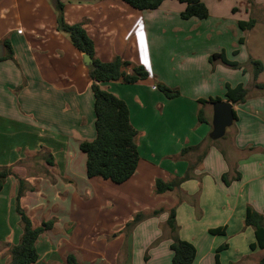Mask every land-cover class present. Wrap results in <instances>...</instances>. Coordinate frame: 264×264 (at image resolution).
<instances>
[{
    "label": "crops",
    "instance_id": "crops-1",
    "mask_svg": "<svg viewBox=\"0 0 264 264\" xmlns=\"http://www.w3.org/2000/svg\"><path fill=\"white\" fill-rule=\"evenodd\" d=\"M60 2L65 22L82 25L98 59L120 56L149 71L135 83H98L126 104L138 131V162L122 183L86 176L78 144L95 137L89 65L57 30L51 0H0V167L12 171L0 190V264H10L9 249L22 233L14 209L18 179L23 181L19 204L32 225L53 220L36 240L33 264H66L68 254L80 264H169L166 221L172 208L177 237L195 247L192 264H215V249L224 244L219 236L249 230L247 206L264 211V89L252 86L248 59L258 57L244 48L247 33L264 25V0H232L227 9L222 0H213V9L203 0L209 12L204 19H182L184 4L176 0L151 10L123 0ZM248 19L254 25L238 30V21ZM220 51L240 67L209 61ZM240 69L245 71L238 78ZM263 73L257 82L264 83ZM157 80L176 88L178 96L167 98ZM239 82L247 90L245 101L232 103V124L212 140V103L198 100H226L224 84ZM199 109L205 122L197 120ZM187 146L193 149L181 154ZM186 173L173 190L154 192L157 178L170 181ZM136 214L141 219L128 227ZM219 226L224 234L209 232Z\"/></svg>",
    "mask_w": 264,
    "mask_h": 264
},
{
    "label": "trees",
    "instance_id": "trees-1",
    "mask_svg": "<svg viewBox=\"0 0 264 264\" xmlns=\"http://www.w3.org/2000/svg\"><path fill=\"white\" fill-rule=\"evenodd\" d=\"M56 12L57 30L65 33L72 45L82 53H87L91 58L88 66V74L92 83L90 88L94 96V129L95 137L92 140H82L78 147L86 156L85 173L88 178L100 177L108 179L114 183H122L127 180L135 171L138 162L137 136L138 131L129 121L128 108L124 101L112 93L101 89L99 82L121 81L125 83H135L144 80L149 76V71L142 65H132L128 60L120 56H114L109 61H101L95 56L94 45L81 24H68L63 17V4L60 0H51ZM125 3L137 10L156 9L164 0H123ZM184 4L180 12L182 19L208 17L209 12L203 0H176ZM254 25L253 19L238 21L240 30L250 29ZM243 37L238 38V43H243ZM4 43L8 44L7 41ZM234 54L238 50L233 51ZM219 60L230 67H240L237 61L228 60L223 51L214 52L209 56V61ZM251 68L252 86L257 89H264V83L257 82L258 75L264 70L260 60L248 59ZM243 72L245 71L244 69ZM156 87L167 98L178 96L176 88H169L162 83H156ZM247 90L242 83L230 85L224 84V97L233 104L245 101ZM221 100L219 98L199 99L200 103H213ZM233 115L234 111L232 110ZM197 120L205 122L206 119L201 109L197 112ZM193 149L192 146L182 148L181 154ZM51 157V155L49 154ZM52 161H49L51 163ZM194 165L190 166L191 169ZM12 174L9 167H0V190L7 176ZM189 177L186 173L182 178L170 181H163L157 178L154 182V192L161 194L171 191L180 184L183 179ZM225 181V174L222 175ZM23 192V181L18 179V189L14 200V209L17 213L22 233L19 242L9 249L10 264H33L38 257L35 243L38 236L51 229L53 220L42 221L38 226H33L31 220L19 204V198ZM140 214H136L130 221L135 223L141 219ZM128 223L127 225H131ZM167 226L171 232L169 249L172 257L169 264H192L195 257L194 245L186 240H182L176 235V224L174 220V209L169 211ZM244 225L253 229L254 241L249 244L250 250L264 249V211L258 212L247 206L245 209ZM212 234H224V226L209 229ZM227 244L219 245L214 252V263L221 264L218 259V252L225 249ZM66 264H80L73 254L66 256ZM228 264H233L232 262ZM256 264H264V255L260 257Z\"/></svg>",
    "mask_w": 264,
    "mask_h": 264
},
{
    "label": "rangeland",
    "instance_id": "rangeland-1",
    "mask_svg": "<svg viewBox=\"0 0 264 264\" xmlns=\"http://www.w3.org/2000/svg\"><path fill=\"white\" fill-rule=\"evenodd\" d=\"M210 1H211V3H210ZM210 1L206 0V2L208 3V6L213 9V7H215V4L213 3V0H210ZM231 2H232V0H222V3L220 4V6L224 5L227 9V6H229V4ZM238 5H239V3H238ZM238 30H240V29H238ZM232 32H233L232 29H230L229 36L232 34ZM154 34L156 35L157 40L161 41L160 40V37H161L160 32L157 30V31H154ZM246 37L250 40V41H248V43L244 47L246 54L248 55L249 50H251L254 53V55H256L258 57L256 59L260 60L261 62L262 61L264 62V25H258L257 30L248 32ZM168 38L173 39L171 37H168ZM234 41L236 42V39ZM226 42L227 41L225 40V43ZM237 43H238V41H237ZM197 45L201 46L202 44L198 43ZM175 46H176L175 44H171L172 49H174ZM226 47H228V46H226ZM162 48H163V44H162L161 48H156V49H158L157 52L159 53ZM165 48H166L167 52H169V46L167 44H166ZM187 50H190V49H187ZM247 55H245V56H247ZM263 62H262V64H263ZM263 66H264V64H263ZM241 73H243V70L240 69V73L237 74L238 78H240ZM225 76L231 77V76H233V74L231 76L225 74ZM161 77H163V75ZM164 77L167 79L166 74L164 75ZM259 80L264 81V73L260 76ZM157 83L164 84L163 82H160V80H157ZM164 85H166V84H164ZM167 87H169V86H167ZM169 88H173V87H169ZM147 218H149V217H147ZM130 224L131 225H128V227L132 226V224H134V223L131 222ZM251 230H252V228L249 227V230L242 232L238 237H229L227 235L219 236L220 244L225 243V242L229 243V247L220 252V260L223 264H228L230 261H237V260H239V261L234 263V264H256L257 261L260 259V257L262 255H264V249H256L254 251L249 250L248 244H249V242H251L253 240V234H252Z\"/></svg>",
    "mask_w": 264,
    "mask_h": 264
},
{
    "label": "water",
    "instance_id": "water-1",
    "mask_svg": "<svg viewBox=\"0 0 264 264\" xmlns=\"http://www.w3.org/2000/svg\"><path fill=\"white\" fill-rule=\"evenodd\" d=\"M4 54V46L0 44V57ZM82 61L85 65L91 64V58L87 53H82ZM233 122L232 103L226 100H218L212 103V130L208 134L212 140L222 137L227 127Z\"/></svg>",
    "mask_w": 264,
    "mask_h": 264
}]
</instances>
